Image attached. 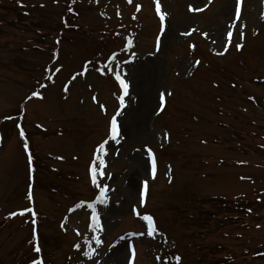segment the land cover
Wrapping results in <instances>:
<instances>
[{"label":"rangeland","instance_id":"374dc122","mask_svg":"<svg viewBox=\"0 0 264 264\" xmlns=\"http://www.w3.org/2000/svg\"><path fill=\"white\" fill-rule=\"evenodd\" d=\"M159 3L0 0V264H264V0Z\"/></svg>","mask_w":264,"mask_h":264},{"label":"snow or ice","instance_id":"6c2138e0","mask_svg":"<svg viewBox=\"0 0 264 264\" xmlns=\"http://www.w3.org/2000/svg\"><path fill=\"white\" fill-rule=\"evenodd\" d=\"M129 2H131V0H129ZM237 3L239 5L240 3H242V0H237ZM189 8L192 11H200V10H202V9H198V8H193L191 5L189 6ZM156 11H157L158 14H160V18L163 21L165 14L160 11V3H159V0H156ZM237 15H239V8H237ZM227 35L229 37H231L232 33L229 32ZM237 47H240V45H237ZM196 63L198 64L199 61H197ZM115 76H116V79L119 80L120 84L122 85L125 93H127L128 84L123 79H121L120 72H116L115 73ZM164 95H165L164 93H161L160 100L162 102L164 100ZM111 133H112L113 139H115L116 136H117V134H118V128H117V123H116L115 118L111 122ZM21 135H23V132L21 133ZM101 150L103 151V145H101ZM97 159L99 160V163H100L99 174L101 176H103L104 175L103 168L105 166V161L101 157H97ZM155 167H156V165H155V159L153 158V161H152V171H153V174H155ZM91 171H92V179H93V182L95 183L96 182V177H97V171H98L95 164L92 165ZM97 186L99 187V185H97ZM144 188H145V191H146L147 190V182L146 181L144 183ZM106 192H107V186H104L103 188H101V190H100V196H99V202L100 203L106 202V200H107ZM29 198H31V197H29ZM91 207H92V211H93L92 219L95 222L96 226L99 227L100 221H99V216L96 213L95 205H91ZM16 214L17 213H11L10 215H16ZM144 218H145V220L148 221V223L150 225L148 231L150 233L151 232H155L156 229H155V226L153 225V219H152V217L151 216H145ZM35 251L40 252V248L37 246L35 248ZM34 264H36V262H34ZM40 264H42V262H40Z\"/></svg>","mask_w":264,"mask_h":264},{"label":"bare ground","instance_id":"6f19581e","mask_svg":"<svg viewBox=\"0 0 264 264\" xmlns=\"http://www.w3.org/2000/svg\"><path fill=\"white\" fill-rule=\"evenodd\" d=\"M116 257L118 256L119 258L124 256V248L123 245L119 246L118 249L115 251Z\"/></svg>","mask_w":264,"mask_h":264},{"label":"trees","instance_id":"16d2710c","mask_svg":"<svg viewBox=\"0 0 264 264\" xmlns=\"http://www.w3.org/2000/svg\"><path fill=\"white\" fill-rule=\"evenodd\" d=\"M221 201H219V202H217L215 205H214V208L216 207V208H218L217 210H220V207L222 206L221 204H219ZM225 204V203H224ZM210 214H207V216L206 217H208L209 218V220L211 219V217H212V215H211V217L209 216Z\"/></svg>","mask_w":264,"mask_h":264}]
</instances>
